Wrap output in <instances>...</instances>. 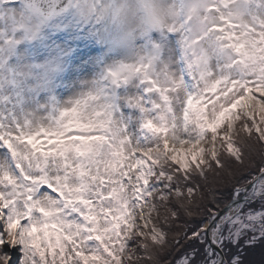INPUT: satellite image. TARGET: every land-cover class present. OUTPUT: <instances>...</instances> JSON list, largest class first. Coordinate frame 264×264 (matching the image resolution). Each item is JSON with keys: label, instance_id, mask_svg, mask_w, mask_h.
Masks as SVG:
<instances>
[{"label": "snow or ice", "instance_id": "1", "mask_svg": "<svg viewBox=\"0 0 264 264\" xmlns=\"http://www.w3.org/2000/svg\"><path fill=\"white\" fill-rule=\"evenodd\" d=\"M257 145L264 0H0V264H145Z\"/></svg>", "mask_w": 264, "mask_h": 264}, {"label": "rangeland", "instance_id": "2", "mask_svg": "<svg viewBox=\"0 0 264 264\" xmlns=\"http://www.w3.org/2000/svg\"><path fill=\"white\" fill-rule=\"evenodd\" d=\"M174 159V157L172 158ZM181 160H183V157H181ZM263 167L260 169L261 173L264 171V145H257L256 148L251 151V152H246L243 163L236 166L234 169V172L232 176L234 175L233 178H238L239 176H244V178H240L238 183H240V190L237 189L238 191H234L231 199L237 200L239 198H242L241 201L236 203L232 208H230L223 216H221L217 222L213 225V220L220 212L221 210L228 205V203H223V197L224 191H222V186L224 183H220L215 190L211 193L208 194L206 193L205 199L200 203V204H205L204 207H202L203 211L204 209L207 208L206 203H210L212 205L216 206H221L220 210L212 215L210 218L204 217L202 219L201 215L198 216V213L200 209L197 211L193 212L191 214L194 219H188L187 217L185 218L187 224H191L192 226L190 229L189 227H186V231L189 233H180L182 242H179V237H168L167 243H165V233L160 230V226L158 223H153L152 219H148L147 222L144 224L145 230L151 229L152 230V235L150 236V239L152 241V244L158 243L160 240L164 242V246L157 248L158 256L160 254V257L163 255H167L166 260H160V264H228L227 260L222 258L221 254L215 249V246H218L223 254L225 253L224 251V245L225 243H233V249L236 248V246L240 247L241 252L244 251L242 250V246H247L250 244L254 238L259 237L264 233V177L256 182L252 188L244 189L243 187H247V185H244L247 183L248 179H250L251 176L257 172L258 166L262 165ZM186 164H181V167H186ZM240 173V174H239ZM258 173V175H259ZM256 175V176H258ZM248 178V179H245ZM232 178H230L231 180ZM229 181V180H228ZM253 180L250 179L251 184ZM230 182V181H229ZM229 182H226L228 184ZM166 187H158L156 188L155 191H158L159 189H165ZM229 189V186H228ZM167 190V189H165ZM246 192H245V191ZM153 192H149L148 196L150 198L149 202H151V197H152ZM167 195V194H166ZM227 195V193H226ZM250 200L253 201H260L262 203H257L254 205V207H246L247 203L250 202ZM223 203V204H222ZM200 211L199 214H202L203 211ZM152 210L149 209L148 213H145V216L142 217V221L144 220L145 217L151 212ZM174 213V212H173ZM172 217L173 214H171ZM198 216V217H197ZM198 218L200 221L198 223H194L195 219ZM175 220V219H173ZM133 221V222H129ZM135 216L130 215L128 220H125L124 223L127 224L128 226V232L130 233L134 228H137V225L135 224ZM181 223V221H179ZM213 230V231H212ZM212 231V233H211ZM193 233H197V235L194 237ZM146 232L142 233L139 231L137 228V235H145ZM125 235H128V233H125ZM159 237V239H157ZM206 238L207 241V246L203 249L205 254H206V259H208L207 263L205 259L202 258V254H200L202 250H200V246L202 243L204 244V239ZM196 239L197 240V245H193L192 247H188L190 243ZM186 244V247H183V245ZM148 249H153L151 246ZM154 250V249H153ZM151 250V251H153ZM181 254L177 256V258H173L174 255H177L178 251H181ZM149 251V250H148ZM156 253V251H154ZM193 253H195V258H193ZM149 255V253H147ZM146 254V255H147ZM157 258V257H156ZM150 253V261H145V264H159L156 263ZM175 259V260H174ZM235 262L237 261L236 259L234 260ZM231 262L235 263V262Z\"/></svg>", "mask_w": 264, "mask_h": 264}, {"label": "trees", "instance_id": "3", "mask_svg": "<svg viewBox=\"0 0 264 264\" xmlns=\"http://www.w3.org/2000/svg\"><path fill=\"white\" fill-rule=\"evenodd\" d=\"M248 153V152H247ZM263 167V164L260 166H258V170H257V172L255 171V173L253 174V175H251V176H248V177H251L250 179L251 180H253L254 179V177L261 171L260 169ZM240 174V173H239ZM234 177V175L233 176H231V180L229 179V181L227 180V181H224V182H222V183H224L223 184V186H222V191H224L223 193H224V197H223V203H228L230 200H231V197H232V195H233V193H234V191H235V189L237 188V187H240V183H238V181H239V179L241 178H244V176L242 177V176H239L238 178H233ZM245 179H248V178H245ZM250 179H248L247 181V183H245L244 185H247L248 183H250ZM167 180L168 181H172L173 180V177L171 176V175H169L168 177H167ZM226 182H229L228 184H226ZM228 186H229V189H228ZM166 188L165 189H167V186H165ZM165 189H162V190H158V191H156V192H154V194H153V196L154 195H157L158 194V201H167L168 200V195H166V191L167 190H165ZM226 193H227V195H226ZM222 203V204H223ZM259 204V203H262V202H260V201H251V202H249V203H247V206L246 207H254V205H256V204ZM204 205L205 204H200L196 209H194V211L193 212H195V211H197L198 209H200V211L203 209L202 207H204ZM208 205V206H207ZM206 206H207V208L206 209H204L205 211H203V213L202 214H199L200 213V211H199V213H198V216H200L201 215V217H202V219L204 218V217H206V218H210V217H212V215L214 214V213H216V212H218L219 210H220V208H221V206H220V208H219V206H216V204L215 205H212L211 203H210V205H209V203H206ZM161 207L163 208L164 207V205H161ZM167 211L170 213V216H171V214H173V216L174 217H172L171 216V220L167 217V216H164L163 215V212L161 213V219H160V221L159 222H157L158 224H159V226H161L162 224H165V225H169V227H170V230L167 232V235H168V237H170L171 236V238L172 237H179V240H181V241H179V242H182V240H183V238H181V236H180V233H181V231H182V233H189V232H187L185 229H186V227H189V229L191 228V227H193L192 226V223L191 224H187L186 225V222H184L186 219H183V220H181V223H179V222H177V223H175V224H172V221H175V220H173V219H175L176 218V213L174 212H171V210L170 209H167ZM192 212V213H193ZM191 213V214H192ZM191 214H190V216L189 217H187L188 219H194V217H192L191 216ZM197 216V217H198ZM196 218V217H195ZM200 220L198 219V218H196L195 219V221H194V223L196 224V223H198ZM165 233V232H164ZM164 237H165V235H164ZM262 237H264V233H262V235L261 236H259V237H256V238H254L253 239V241L250 243V244H252V243H254L255 241H257V240H259L260 238H262ZM183 241H185V239L183 240ZM204 244L202 243V245H199L200 246V250H202V251H200L201 253L200 254H202V258L203 259H205V261H206V263H207V261H208V259H206L205 257H206V254H205V252H204V248L207 246V241H206V238L204 239ZM186 244L187 243H185L184 245H183V247H186ZM250 244H248V245H250ZM153 245H162V247L164 246V242L163 241H159L158 243H156V244H153ZM247 245V246H248ZM226 246L228 247V248H231L233 251H235V249H233V243H225V245H224V251L226 250ZM247 246H242V250L244 249V251L243 252H247V259H253V258H256L257 260H259V256L257 255V256H253V254L251 253V251L248 249V247ZM150 247V246H149ZM189 247V246H188ZM157 248H160V247H157ZM157 248H155V249H157ZM149 251L147 252V253H149V255H150V253H151V255H152V257H154V258H156V259H154L155 261H157L158 259V261L156 262V263H158L159 262V264L161 263V261L160 260H166V257H167V255H163V256H161L160 257V254H159V256H158V252H157V250H153V249H151V250H153V251H151L150 249H148ZM154 251H156V253L154 252ZM181 252H182V250L181 251H178L177 252V255H174V257L173 258H177V256L179 255V254H181ZM147 253H145V255L147 254ZM148 255V254H147ZM175 260V259H174ZM235 260V258L231 261V262H233ZM148 262V261H147ZM235 262V261H234ZM232 264H237V261L235 262V263H232Z\"/></svg>", "mask_w": 264, "mask_h": 264}, {"label": "water", "instance_id": "4", "mask_svg": "<svg viewBox=\"0 0 264 264\" xmlns=\"http://www.w3.org/2000/svg\"><path fill=\"white\" fill-rule=\"evenodd\" d=\"M262 176H264V172L263 173H261L253 182H252V184L251 185H254ZM251 185H249V186H251ZM248 186V187H249ZM242 200V198H239V199H237V200H233V201H231L228 205H226V207H224V209L223 210H221L220 212H218V214L216 215V217L214 218V220H213V225L217 222V220L221 217V216H223L230 208H232L234 205H236V203H238L239 201H241ZM215 249L221 254V256H222V258H223V256H224V254H223V252H222V250L218 247V246H215Z\"/></svg>", "mask_w": 264, "mask_h": 264}, {"label": "bare ground", "instance_id": "5", "mask_svg": "<svg viewBox=\"0 0 264 264\" xmlns=\"http://www.w3.org/2000/svg\"><path fill=\"white\" fill-rule=\"evenodd\" d=\"M213 231V230H212ZM212 231H211V233H212Z\"/></svg>", "mask_w": 264, "mask_h": 264}]
</instances>
